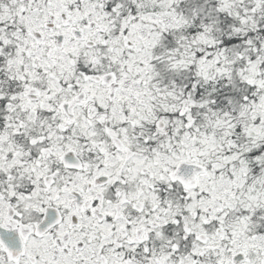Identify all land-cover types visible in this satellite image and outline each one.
I'll list each match as a JSON object with an SVG mask.
<instances>
[{"label": "snow or ice", "instance_id": "snow-or-ice-1", "mask_svg": "<svg viewBox=\"0 0 264 264\" xmlns=\"http://www.w3.org/2000/svg\"><path fill=\"white\" fill-rule=\"evenodd\" d=\"M0 264H264V0H0Z\"/></svg>", "mask_w": 264, "mask_h": 264}]
</instances>
